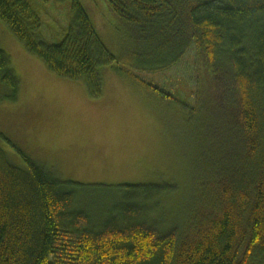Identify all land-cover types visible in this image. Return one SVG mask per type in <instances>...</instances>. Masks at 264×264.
<instances>
[{
    "label": "trees",
    "instance_id": "1",
    "mask_svg": "<svg viewBox=\"0 0 264 264\" xmlns=\"http://www.w3.org/2000/svg\"><path fill=\"white\" fill-rule=\"evenodd\" d=\"M104 1L132 44L131 69L118 71L133 82L151 86L138 73L195 53V104L176 127L192 173L189 202L172 217V189L132 186L95 212L98 198L87 200L83 185L22 150L26 170L0 154V264H264V0ZM71 9L60 43L41 39L42 18L27 0H0V21L50 72L101 97L99 67L115 57L80 0ZM0 85V103L18 100L2 50Z\"/></svg>",
    "mask_w": 264,
    "mask_h": 264
},
{
    "label": "rangeland",
    "instance_id": "2",
    "mask_svg": "<svg viewBox=\"0 0 264 264\" xmlns=\"http://www.w3.org/2000/svg\"><path fill=\"white\" fill-rule=\"evenodd\" d=\"M27 1L42 18L41 39L60 43L73 17L72 0ZM80 2L115 57L99 67L103 95L94 97L84 82L50 72L0 21V50L20 83L18 100L0 103V154L26 170L22 150L63 180L83 185L87 200L98 198L95 212L128 193V187L158 185L172 189L165 203L170 215L181 214L193 179L176 127L186 106L195 104V53L171 69L138 73L151 86L133 82L118 71L131 69L132 44L117 30L105 1ZM153 85L172 99H164ZM3 89L0 85V94Z\"/></svg>",
    "mask_w": 264,
    "mask_h": 264
}]
</instances>
